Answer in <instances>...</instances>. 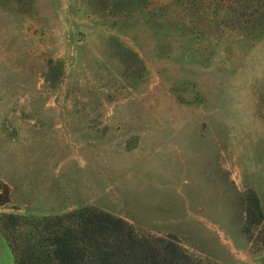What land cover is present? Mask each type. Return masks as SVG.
<instances>
[{"label":"rangeland","instance_id":"374dc122","mask_svg":"<svg viewBox=\"0 0 264 264\" xmlns=\"http://www.w3.org/2000/svg\"><path fill=\"white\" fill-rule=\"evenodd\" d=\"M0 188L264 264V0H0Z\"/></svg>","mask_w":264,"mask_h":264},{"label":"trees","instance_id":"16d2710c","mask_svg":"<svg viewBox=\"0 0 264 264\" xmlns=\"http://www.w3.org/2000/svg\"><path fill=\"white\" fill-rule=\"evenodd\" d=\"M0 188V205L9 200ZM246 227L264 214L259 197L248 196ZM0 229L14 255V264H203L174 235L139 233L126 219L103 209L83 206L30 222L14 213H0Z\"/></svg>","mask_w":264,"mask_h":264}]
</instances>
